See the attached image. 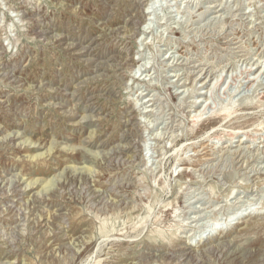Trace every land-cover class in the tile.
Wrapping results in <instances>:
<instances>
[{
    "label": "rangeland",
    "instance_id": "rangeland-1",
    "mask_svg": "<svg viewBox=\"0 0 264 264\" xmlns=\"http://www.w3.org/2000/svg\"><path fill=\"white\" fill-rule=\"evenodd\" d=\"M262 91L264 0H0V264H264Z\"/></svg>",
    "mask_w": 264,
    "mask_h": 264
},
{
    "label": "bare ground",
    "instance_id": "bare-ground-1",
    "mask_svg": "<svg viewBox=\"0 0 264 264\" xmlns=\"http://www.w3.org/2000/svg\"><path fill=\"white\" fill-rule=\"evenodd\" d=\"M253 79V78H252ZM255 79V78H254ZM249 81V80H248ZM251 81V80H250ZM260 95V99H261V101H262V103L264 102V91H262L261 92V94H259ZM264 104V103H263ZM202 106V105H201ZM230 111V110H229ZM229 115V112H225V117L224 118H226L227 116ZM236 132V131H235ZM237 132H239V131H237ZM233 132H229L228 134H226L229 138H233ZM246 136L248 137V135H247V132H246ZM243 140V139H242ZM31 144H32V149L33 148H35L34 146L36 145V141H31ZM37 147H39V144L37 145ZM50 152V150L48 151V153ZM43 153H29V155H26L27 157H28V161H33V160H36V159H38V158H40L39 156L40 155H42ZM89 160V159H88ZM88 160H86V161H88ZM88 163H90V164H93V160H89V162ZM84 167V170H89V171H91L90 170V168H89V166H83ZM26 184H25V186H24V188L26 187V186H30L29 187V189H33V185L38 181V179H26ZM48 181L46 180V181H44L43 183H40L39 185L40 186H42L41 188L43 189L44 187L45 188H47V185L49 184V182L47 183ZM47 183V184H46ZM51 185V184H50ZM50 185H48V186H50ZM35 188H37V186L35 187ZM44 188V189H45ZM48 189V188H47ZM11 264V263H10Z\"/></svg>",
    "mask_w": 264,
    "mask_h": 264
}]
</instances>
